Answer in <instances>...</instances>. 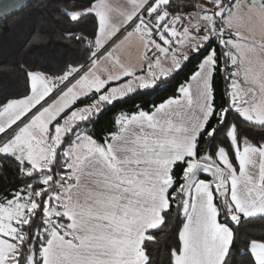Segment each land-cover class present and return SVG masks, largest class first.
Here are the masks:
<instances>
[{
	"label": "snow or ice",
	"instance_id": "obj_1",
	"mask_svg": "<svg viewBox=\"0 0 264 264\" xmlns=\"http://www.w3.org/2000/svg\"><path fill=\"white\" fill-rule=\"evenodd\" d=\"M26 6L3 0L0 19ZM242 9L264 17V0H61L62 39L84 55L22 66L23 94L0 97V168L12 161L19 181L0 194V264H154L173 211L184 221L169 264H264V233L249 231L264 222V98L247 100L255 89L229 70L258 60L264 92V37L241 35ZM89 19L94 31L74 30ZM131 39L138 65L117 55ZM194 61L176 96L90 134L116 103L167 90ZM217 76L229 85L219 100Z\"/></svg>",
	"mask_w": 264,
	"mask_h": 264
},
{
	"label": "trees",
	"instance_id": "obj_2",
	"mask_svg": "<svg viewBox=\"0 0 264 264\" xmlns=\"http://www.w3.org/2000/svg\"><path fill=\"white\" fill-rule=\"evenodd\" d=\"M176 2L201 4L205 3V0H176ZM60 5L61 0H36L23 11L0 23V97H17L23 94L26 78L22 66L29 69L33 65L42 67L44 70L54 69L65 60L71 61L84 55L83 49L75 42L62 39V33L68 26L58 11ZM94 29V22L89 19L74 30L89 34ZM33 34H37V39L34 41ZM41 34L42 38H39ZM30 41L32 43H29ZM196 63L198 61H194L186 73H181L178 80L170 82L167 90L158 89L146 95H133L127 103H116L99 117L98 122L89 126L90 134L98 140L106 137L118 129L117 117L120 114L134 113L138 106L148 110L164 99L176 96L178 94L176 84L183 83L188 78ZM229 70L234 71V68L230 67ZM228 86L220 76L216 77L217 100L220 98V91ZM222 141H224L223 135L217 139L216 143L219 144ZM206 146L202 144L201 150L203 151ZM8 163L12 167L0 168V194L3 193L6 181H16L15 184H8V188L14 189L19 186L17 173L13 171L15 165L12 161ZM200 178L210 179L206 176H200ZM183 221V215L177 218L173 211L170 223L160 233L159 243L152 246L151 258L154 264H169V251L175 248L177 243L176 229L178 225H182ZM249 231L255 236L264 233V222L257 220L249 226Z\"/></svg>",
	"mask_w": 264,
	"mask_h": 264
},
{
	"label": "crops",
	"instance_id": "obj_3",
	"mask_svg": "<svg viewBox=\"0 0 264 264\" xmlns=\"http://www.w3.org/2000/svg\"><path fill=\"white\" fill-rule=\"evenodd\" d=\"M242 3L243 0H240ZM110 3V2H109ZM247 3V2H244ZM114 9L118 8L113 3H110ZM249 19V18H246ZM253 22V29L251 31V25L248 23V21H245V24H242L241 21H239V30L241 32V35L245 37H252L254 36L255 39L259 42L262 37H264V17L261 16H255ZM245 27V30H244ZM249 59L251 57H246L243 59V62L238 63L234 71L238 72V75L234 77V79L239 84V87L244 92H247L249 89H255V97H253L251 94L246 96V99L250 102H259L262 98H264V92L261 91L260 85L258 82H255L256 76L259 74L261 70V64L258 60L252 59L251 63H249ZM109 69V68H107ZM247 72V75H246ZM258 169V165H257ZM203 179V178H201ZM206 180V179H205Z\"/></svg>",
	"mask_w": 264,
	"mask_h": 264
},
{
	"label": "rangeland",
	"instance_id": "obj_4",
	"mask_svg": "<svg viewBox=\"0 0 264 264\" xmlns=\"http://www.w3.org/2000/svg\"><path fill=\"white\" fill-rule=\"evenodd\" d=\"M108 2L113 3L116 7L122 8L125 4V0H108ZM244 2H249V0H243L242 3ZM204 4V3H201ZM208 7H211L210 4L207 5ZM258 13H250L247 11V9H242L241 10V19L238 20V25L239 21L242 22V24H245V21H248V23L251 25V31L253 27V22L255 16H258ZM260 16V15H259ZM249 18V19H246ZM246 25V24H245ZM245 30V27H244ZM123 37H121L122 39ZM117 55L120 57L121 61L126 64H131V65H138L140 61L142 60L143 56V48L140 44V42L137 39H131L129 41H126L124 45L121 46L119 49ZM104 69L109 68L108 64H105L102 66ZM121 114L117 117V122L120 119ZM118 125V123H117ZM119 127V125H118Z\"/></svg>",
	"mask_w": 264,
	"mask_h": 264
},
{
	"label": "water",
	"instance_id": "obj_5",
	"mask_svg": "<svg viewBox=\"0 0 264 264\" xmlns=\"http://www.w3.org/2000/svg\"><path fill=\"white\" fill-rule=\"evenodd\" d=\"M34 1H36V0H25L27 6L24 7V8H22L21 10H19V11L13 13V14L10 15L9 17H7L6 19H8V18H10V17L16 15L17 13L23 11L25 8H27L29 5H31ZM0 2H3V0H0ZM6 19H0V23L3 22V21L6 20ZM201 176H206V177H209V178H210V174H202Z\"/></svg>",
	"mask_w": 264,
	"mask_h": 264
}]
</instances>
